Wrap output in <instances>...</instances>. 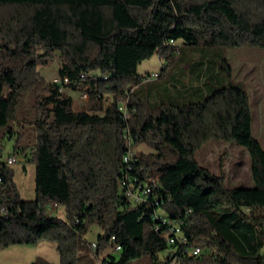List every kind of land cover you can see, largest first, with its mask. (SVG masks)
I'll return each mask as SVG.
<instances>
[{
	"label": "trees",
	"instance_id": "obj_1",
	"mask_svg": "<svg viewBox=\"0 0 264 264\" xmlns=\"http://www.w3.org/2000/svg\"><path fill=\"white\" fill-rule=\"evenodd\" d=\"M179 40L264 48V0H0V128L14 135L31 89L36 112L35 145L15 149L35 166V200L21 198L0 153V250L47 241L60 264H79L87 245L95 264L143 257L151 264H264V148L253 136L250 96L233 83L225 52V86L207 85L213 69L202 60L189 84L179 78L162 86L159 102L136 95L144 80L139 64L158 55L161 78ZM50 52L61 57L59 82L37 68ZM201 81L204 88L195 86ZM82 90L87 108L75 111L68 92ZM186 96L198 101L185 103ZM213 141L248 151L249 188H229L222 173L200 165L198 152ZM51 205L66 218L48 215ZM94 226L102 233L89 243Z\"/></svg>",
	"mask_w": 264,
	"mask_h": 264
},
{
	"label": "rangeland",
	"instance_id": "obj_2",
	"mask_svg": "<svg viewBox=\"0 0 264 264\" xmlns=\"http://www.w3.org/2000/svg\"><path fill=\"white\" fill-rule=\"evenodd\" d=\"M180 53L165 68L163 76L154 77L146 80L148 76L162 73V61L158 55L143 61L138 66V74L144 80L136 87V95L145 102H159L167 94L161 87L166 84H175V80L181 78L189 84L190 71L195 62L207 61L212 67L210 79L205 78L209 84L215 81L220 86L227 83L226 74L221 71V59L219 54L225 52V58L229 61L232 68V81L237 86L246 90L250 96L252 109V128L253 136L264 148V48L241 47V48H205L203 46H187L183 41L176 42ZM210 62V63H209ZM165 63V62H164ZM164 65V64H163ZM62 66L60 54L50 52L47 59L38 65V71L48 82H56L58 70ZM202 70V68H200ZM221 72L220 75L216 74ZM186 75V76H185ZM225 79V80H224ZM205 80V82H206ZM195 83V86L204 88V83ZM215 86H218L216 84ZM219 87V86H218ZM72 95L73 109L83 111L87 108L88 98H82L80 93L68 92ZM67 93V94H68ZM68 94V95H69ZM185 103L196 102L197 98L185 97ZM34 90H29L20 101L18 110V121L12 125L14 135L9 136L5 128H0V153L2 161L10 156H16L17 162L10 165L15 173V182L21 193V198L26 201L35 200V166L26 163L25 159L15 151L16 147H33L36 143V132L32 122L36 112L34 108ZM138 150L149 152L145 146H140ZM197 160L203 167L209 169L214 174L222 173L229 188H249L252 185L251 159L248 151L237 144H221L210 142L204 146L197 154ZM1 161V158H0ZM25 166V170L23 169ZM46 213L50 216L66 218L65 210L61 206L51 205ZM102 233L99 226L92 227L86 240L89 243L95 241L96 236ZM106 254L113 255L118 260L120 254L114 248H109ZM101 259L105 258V255ZM42 259L51 264H60V256L53 243L44 241L36 246H12L8 249L0 250V264H33ZM96 257L89 252V246H85L79 252V264H95ZM128 264H151L150 257H143ZM174 264H181L175 262Z\"/></svg>",
	"mask_w": 264,
	"mask_h": 264
},
{
	"label": "built area",
	"instance_id": "obj_3",
	"mask_svg": "<svg viewBox=\"0 0 264 264\" xmlns=\"http://www.w3.org/2000/svg\"><path fill=\"white\" fill-rule=\"evenodd\" d=\"M172 44H174V43L172 42ZM153 76H154V77H158V74H154V75L149 76V77H148V80H151L152 78H154ZM56 82H59V80L57 79ZM66 83H68L67 80H66ZM59 92L62 93V90H60ZM80 94H81L82 98H84V99H87V98H88L87 90H82V91L80 92ZM120 109L122 110V108H120ZM123 110H125V107H124ZM125 116H127V114H125ZM126 161H128V159H126ZM16 162H17V157H16V156H10V157L6 160V163H7L9 166L12 165V164H14V163H16ZM146 192L148 193V192H150V191L147 189ZM127 196H129V197L132 198V199L136 198V197H134V195H132L131 192H128V193H127ZM136 199H137V198H136ZM94 246H95V245H94ZM118 250H120L119 247L117 248V251H118ZM193 254H194V255H199V254H200V249H195V251L193 252Z\"/></svg>",
	"mask_w": 264,
	"mask_h": 264
},
{
	"label": "crops",
	"instance_id": "obj_4",
	"mask_svg": "<svg viewBox=\"0 0 264 264\" xmlns=\"http://www.w3.org/2000/svg\"><path fill=\"white\" fill-rule=\"evenodd\" d=\"M163 67H164V65L162 64V69H161V71L163 70ZM156 74H160V73H156ZM211 88V86H208L207 87V89H210ZM207 91V90H206ZM73 92H71V94H72ZM204 93V92H203ZM208 93V92H207ZM205 95H207L206 93H205ZM72 96V95H71ZM173 98H175V97H173ZM57 106V102H54L53 103V105H52V108H55Z\"/></svg>",
	"mask_w": 264,
	"mask_h": 264
}]
</instances>
